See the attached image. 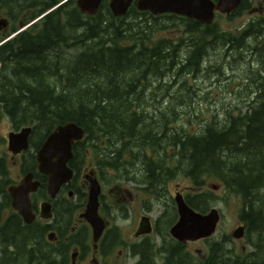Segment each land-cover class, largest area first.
<instances>
[{
  "label": "trees",
  "instance_id": "16d2710c",
  "mask_svg": "<svg viewBox=\"0 0 264 264\" xmlns=\"http://www.w3.org/2000/svg\"><path fill=\"white\" fill-rule=\"evenodd\" d=\"M108 2L104 0L95 17L82 14L75 6L57 12V73L53 64H46L48 58L41 56L55 48V14L46 17L45 41L24 38L15 43L12 73L6 76L3 70L0 74V119L9 118L16 131L33 127L31 146L35 150L57 126L75 123L85 130L95 151L102 149L97 155L102 170L127 172L123 165L141 163L157 172L155 179H160L158 173L162 172L172 177L177 167L195 186H202L204 177L219 179L227 191L241 197L240 218L254 223L250 230L256 234V222L261 223L263 217L260 196L264 193V41H260L264 18L252 20L236 38L221 32L216 23L205 26L172 15L154 17L135 6L126 17L115 18ZM247 2L243 0L232 15L246 10ZM162 18L185 26L186 37L179 44L161 37L167 32V26L159 22ZM251 40L261 42L248 50L259 75L254 82L255 97L243 115L216 117L191 135L179 126L175 108L166 114L159 101L155 102L153 87L161 81L190 90L186 81L179 80L201 73L213 43L231 53L238 47L245 49ZM76 50L75 57L68 54ZM8 54L5 46L0 56L4 65ZM165 139L174 149L179 147L172 157L163 145ZM30 155L28 170L35 171V156ZM169 163L176 167L163 166ZM187 203L203 214L211 205L205 193L190 195ZM2 239L4 253L9 246L6 240L21 248L22 236L14 229L6 230ZM254 246V253L234 259L217 248L206 264H264V249ZM169 257L175 259L172 254ZM143 261L151 264L147 257Z\"/></svg>",
  "mask_w": 264,
  "mask_h": 264
},
{
  "label": "flooded vegetation",
  "instance_id": "af4514ba",
  "mask_svg": "<svg viewBox=\"0 0 264 264\" xmlns=\"http://www.w3.org/2000/svg\"><path fill=\"white\" fill-rule=\"evenodd\" d=\"M137 1L135 0L132 6L136 7ZM74 6L78 7V0H0V56L5 46L9 51L6 65L0 57V74L5 70L6 76L11 75L13 50L17 41L24 38L45 41L48 25L46 17L52 14L56 15L52 21L55 48L42 53L41 56L48 58L46 64H53V71L57 73V12L64 7L68 10ZM262 10L264 11V6ZM0 106H3L1 100ZM3 117L6 116H2L0 121ZM71 123L73 122L65 125ZM11 128L9 134L16 131L12 124ZM32 136L33 133L31 138ZM31 138L28 151L14 155L8 148L9 153L4 155L10 156L9 159L3 154L0 156V264H147V261H143L144 257H147L151 264H189L190 257L194 258L187 249L195 242L181 243L171 235V229L179 221L176 197L178 194L182 195L187 203L189 195L180 191L174 194L168 189V173H158L160 179H155L157 172L151 170V167L149 169L143 166V169H140L138 164L133 165L134 167L130 164L122 166V170L130 172L128 177L124 175L126 171H116L121 179L109 180L104 176L105 169L102 170L98 165L100 159L91 168L88 167L87 156L94 148L87 142L85 134L82 140L73 144V158L68 165L73 171V178L62 184L56 196L51 198L49 179L39 172L37 161V154L45 141L35 150L31 146ZM30 153L35 156V171L28 170ZM10 166L18 170V179L10 177ZM130 166L133 171H129ZM29 173L33 174V181L39 183L37 190L29 195L34 215L31 223H27L14 210L13 197L10 194V189L20 186ZM153 173L154 177L151 176ZM89 178L96 179L100 185L98 214L104 222L105 230L97 242L94 240L91 224L84 218L90 202ZM47 204L50 207L48 212H45L43 208H46ZM159 206L160 213L157 212ZM168 214L172 217H168L165 222ZM251 225L254 226V223L249 224L240 219L237 228L245 227L244 237H233L239 242L247 241L243 248L245 251L247 248L252 251H247L245 256L254 253V243L258 248L264 249V219L261 223L256 222L259 227L256 234L250 230ZM5 229H14L16 233L21 234L20 249L6 240L9 246L5 253L1 250ZM211 239L213 238L200 242L207 243ZM156 244L160 246L153 257L151 251ZM223 246L222 243H217V246L213 244L208 257L213 250L224 249ZM171 254L175 259L169 257ZM207 259L204 258L200 264H206Z\"/></svg>",
  "mask_w": 264,
  "mask_h": 264
},
{
  "label": "rangeland",
  "instance_id": "374dc122",
  "mask_svg": "<svg viewBox=\"0 0 264 264\" xmlns=\"http://www.w3.org/2000/svg\"><path fill=\"white\" fill-rule=\"evenodd\" d=\"M248 8L241 11L236 15L220 16L216 18L215 23L221 32L227 33L232 37L239 38L240 35L246 31L252 20L259 21L264 18V0H247ZM253 1V2H252ZM263 15V16H262ZM162 25L167 26V32L161 35L162 38H169L173 43H180L181 39L186 37L185 26L179 21L169 20L162 18L159 20ZM264 41V38L260 40ZM221 42V41H220ZM261 42L255 43L254 40L248 42V46L245 49H234L231 53L227 52L220 46L218 42L213 43L207 50L208 57L205 59L202 65V71L199 74H189L182 76L180 82L186 81L187 86H191L187 91L185 88L180 89L172 81L168 84L161 81L153 88V93L156 95L155 102L159 104L161 110L169 114L170 109L175 108L177 111L176 120H179V126L188 134L195 135L202 129V124L206 125L212 123L217 117L218 120H222L228 115L240 116L247 111V105L254 99V82L257 79L259 73L257 72V65L253 58L250 57V48L255 45L260 46ZM184 52L185 49L183 48ZM77 51V50H76ZM72 51L68 54H72L75 57L79 51ZM183 52V53H184ZM67 54V55H68ZM161 86H168L166 90H162ZM159 89V90H158ZM193 91V92H192ZM171 114V113H170ZM173 126V125H172ZM22 129V128H21ZM12 131L11 123L3 117L0 121V156L8 152V134ZM103 146L104 144L101 143ZM165 149L168 151V156L172 157L179 150L168 143L165 139L163 142ZM92 151V150H91ZM102 152L101 148L95 149L87 156L88 167L91 168L101 158L98 155ZM148 154H146L147 156ZM154 153L151 151V156ZM6 156V155H4ZM10 156H6L7 160ZM158 159V158H157ZM99 160V161H100ZM155 161V160H154ZM123 162L126 161L123 160ZM127 165H130L127 164ZM136 165V163L134 164ZM140 169H143V164L139 163ZM133 166V164H132ZM164 167L169 166L172 170L176 167V164L169 163L163 164ZM134 167V166H133ZM10 177L13 179L19 178V172L14 166H10ZM173 170L172 177L168 175L166 179L168 182V189L174 194L176 191L184 193L185 195H199L205 193L209 196L211 205L209 211L212 208H216L222 215L221 222L218 226L216 235L207 243L195 242L188 246V251L194 257H190L189 264H200V261L207 259L210 248L214 243L224 244V250L227 255L232 257H243L247 251L250 253L252 249L244 250L246 246L245 241L243 243L233 238V233L240 223V213L243 206V200L237 194L227 191L224 185L219 179L214 177H204L202 186H195L193 182L185 177L178 167ZM130 166L129 171H133ZM104 176L107 179H121L119 173L112 169H105ZM128 172V171H127ZM124 175L128 177V172ZM260 199H263L262 206V221L264 219V193L261 194ZM157 212H161V208H157ZM168 217L172 215L168 214ZM155 246V245H154ZM160 244H156L152 249L153 257L156 250L159 249ZM202 252V255L200 253ZM1 256V253H0ZM229 257V256H228ZM209 259V258H208ZM160 263L161 261L158 260Z\"/></svg>",
  "mask_w": 264,
  "mask_h": 264
},
{
  "label": "water",
  "instance_id": "95a60500",
  "mask_svg": "<svg viewBox=\"0 0 264 264\" xmlns=\"http://www.w3.org/2000/svg\"><path fill=\"white\" fill-rule=\"evenodd\" d=\"M135 0H109V8L115 18L125 17ZM243 0H138L136 7L140 12H147L155 17L172 15L202 25L214 24L217 14L229 16L238 10ZM103 0H78L79 10L86 15L96 16L102 6ZM33 128L25 127L8 135V148L14 155H19L30 149V138ZM85 131L76 124L59 126L46 138L37 154L39 172L49 179V192L54 198L60 186L73 178V171L69 162L73 158V144L84 138ZM34 176L29 173L20 186L10 189L13 197V208L27 223L34 220L29 195L39 186L33 181ZM91 183L90 202L84 218L91 224L94 240L97 242L102 236L105 225L98 214V197L100 193L99 182L89 178ZM179 212V221L171 229V235L181 243L197 242L210 239L217 233L221 219L220 212L213 208L209 213L197 212L188 205L180 194L176 197ZM47 204L43 211L48 212ZM48 216V215H47ZM49 218V217H47ZM245 227L235 230L233 237L242 239Z\"/></svg>",
  "mask_w": 264,
  "mask_h": 264
},
{
  "label": "bare ground",
  "instance_id": "6f19581e",
  "mask_svg": "<svg viewBox=\"0 0 264 264\" xmlns=\"http://www.w3.org/2000/svg\"><path fill=\"white\" fill-rule=\"evenodd\" d=\"M234 234V233H233Z\"/></svg>",
  "mask_w": 264,
  "mask_h": 264
}]
</instances>
